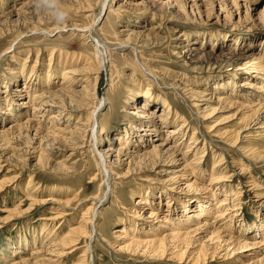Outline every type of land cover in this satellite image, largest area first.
<instances>
[{
	"label": "rangeland",
	"instance_id": "rangeland-1",
	"mask_svg": "<svg viewBox=\"0 0 264 264\" xmlns=\"http://www.w3.org/2000/svg\"><path fill=\"white\" fill-rule=\"evenodd\" d=\"M123 1L126 0H107L102 9L101 0H0V105L3 106H0V130H5L0 132L3 134H0V264L17 263L22 258L28 260L22 264H44L46 257L61 258L55 264H192L186 258L182 261L175 253L181 246L173 247L174 241H178L174 245L190 242L188 250L183 249L185 255L190 249H194L196 254L207 249L204 264H246L264 256V253L260 254L258 245L249 250L234 251L237 244L233 243L226 250V243L222 240L227 238L224 234L229 238L232 234L238 235L248 241L262 237L258 226L259 220L264 219V198L256 196L255 192L264 189V161H252L251 152L264 150V136L251 129L244 130L247 137L241 142L234 140L247 122L245 115L248 117L259 107L255 103L263 104L261 111L264 113V94L257 88L247 87L244 88L247 96L231 95L241 89L239 81L251 72L246 71L234 80L233 75L226 72H231L233 65H227L223 60H227L234 48L242 55L254 52L264 57V0H211L205 4L199 0L195 6L188 2L187 7L171 5L161 9L143 6L121 8ZM112 3L114 8L110 9ZM153 25L157 28H151ZM98 39L102 43H98ZM194 47L203 50L195 54ZM53 48L56 51L63 49L65 55L69 52L72 59L79 58L81 67L90 62L74 75L78 81L74 89H87L88 93L82 99L90 104V108L65 109L68 114L61 115L57 121L62 128L61 137L54 142L46 139L40 145V136L36 138L33 135L35 129L31 132L29 128L21 130L18 125L10 126L14 122L31 121L33 126H40L45 131L53 128V113L58 110L46 109L48 112L44 115L43 107L42 110H34L32 105L23 104L25 101L33 103L30 95H39L48 89L49 70L44 65L55 64V57L50 64ZM59 53L60 50L56 55ZM211 53L217 54L218 58L212 57ZM54 79L56 85H62L61 79ZM227 79H231L230 85L226 84ZM220 80L226 82L221 85L218 83ZM147 83L151 86L149 89ZM74 89L68 92L73 93ZM192 89L201 99L209 97L201 108L195 103L202 101L191 96ZM131 90L140 95L135 102ZM149 91L159 98L155 99L160 113L167 111L168 107L171 110L169 119L172 123L164 128L161 137L166 130L181 125L183 120L179 117L183 116L190 130L184 141L187 137L189 140L193 130L196 132L200 139L197 158H206L197 164L203 166L206 173L193 171L190 166L183 167L182 162L173 161L169 155H151L138 160L122 152L121 159L117 160V149L127 145L125 141L121 144L119 133L135 128L127 122L130 119L127 111L132 106L126 103L142 106ZM251 92L259 98L257 102L250 99ZM8 93L7 102L3 99ZM112 93L117 96L112 97ZM105 96H109L112 103L107 100L102 104ZM96 102H99L103 116H99L102 124L99 123L93 131L95 124L91 128L86 121ZM65 107L69 108V103ZM72 130L82 133L79 137L82 141L86 135L85 148L81 147L78 138H72ZM144 134L134 139L146 142L153 137ZM29 135L34 137L32 141H27ZM180 139L178 144H182L183 139ZM98 141H103L98 144L99 150L94 146ZM126 147L132 154L137 143ZM192 149L189 155L195 152L194 147ZM100 150L108 153L112 171L104 169L101 164ZM221 158L222 167L226 165L227 171L234 172L231 179L235 182L221 183L218 187L220 196L218 191L211 196L206 190L213 185L210 182L215 172L211 169ZM172 162L175 163L170 164ZM250 165L254 166L253 174H242L241 168ZM178 173L182 175L176 177ZM170 176L174 180H170ZM248 180L252 184L247 186ZM228 185L235 191L239 189L236 201L242 208L237 211L243 215H234L237 211L232 208L233 195ZM172 186L177 188L173 190ZM226 191L229 199L222 203L228 208L224 217L216 211L220 204H215L226 197ZM202 196L214 197L210 203L215 208L211 211L213 216L204 214L202 217L219 225V229H226L222 232L223 238H217L216 234L212 238L200 220L201 223H193L194 231L192 229L191 233H183L178 240H169L171 235L181 230L179 223L184 221L185 212L189 211L186 207L199 209L194 205ZM143 197L148 201L140 203ZM98 200L96 229L91 225V233H88V228L85 232H75L73 235L79 238V248L74 253L58 256L54 250L62 249L65 253L67 249L66 245L51 248L56 236L54 233L65 236L69 225H80L83 211ZM61 207L65 216L69 214L66 220L54 218L56 210ZM251 223L257 227L250 229ZM124 227L126 232L121 233L120 229ZM153 228H158L153 236L162 240L167 238L168 244L160 246L159 250L147 246L144 241ZM133 230L135 236H131ZM51 231H55L53 235ZM255 232L257 235H253ZM127 238L139 240L140 244H128L124 241ZM86 247H89V252L84 256ZM15 249L18 253L8 260L6 253Z\"/></svg>",
	"mask_w": 264,
	"mask_h": 264
},
{
	"label": "bare ground",
	"instance_id": "bare-ground-1",
	"mask_svg": "<svg viewBox=\"0 0 264 264\" xmlns=\"http://www.w3.org/2000/svg\"><path fill=\"white\" fill-rule=\"evenodd\" d=\"M148 1L149 0H131V1H127L126 0L125 2L123 1V5L120 4L121 6H119V7H121V8L123 7L124 8V7H132V6H134V8L135 7L138 8L140 6H143L144 8H147V9H149V8H157V7L159 9H161V8L169 7L171 5H175V7L176 6H178V7L179 6H184L185 7L186 6L187 7V3L188 2H193L194 3L193 4L194 6L195 5H198V3H199V0H152V2H148ZM202 1H203V4H205V2H208V1L210 2L211 0H202ZM106 2H107V0H101L100 8L103 9V7L105 6ZM156 3H158V6L156 5ZM96 5H98V4H96ZM111 8H114V4L113 3L110 5V9ZM121 8H119V11H121ZM151 28H157V26L156 25H153V27H151ZM124 30H127V29H124ZM127 35H129V34H127ZM100 42L101 41L98 39V43H100ZM59 50H60V53L56 55V53H58ZM201 50H203L201 47H194V51H196L195 54H200L202 52ZM58 51H56V48H53L52 51H51L50 64H52V62L54 60V57L56 59L55 64L53 66L52 65H50V66H45L44 65V68H47V71L49 70L48 71V73H49L48 78L49 79L47 80V85H46V87L48 89L47 90H44V93L39 92L40 93L39 95H37L38 94L37 93L36 95H33V96H31L30 95L31 93L29 92L30 93L29 94L30 96L29 95L28 96H29V98L32 97L33 103H31V101H25V102H23V104H26L27 103V104L32 105L31 107L34 110L41 109L43 107V109H44L43 110L44 115L46 114V112H48L49 109H50V111L52 110V112H53V110H58V112L53 113V120L55 121L54 122V125L52 126L53 128L52 129L50 128L47 131H45L40 126L39 127L33 126L31 121H27V122L25 121V123L24 122H22V123H20V122H14V124H12L10 126V127H12V126L18 125V128L21 129V130L24 129V128H26V129L29 128L28 130H30V131L32 129H35V133H33V135H35L36 138L38 136H40V138H38V139H40V145H43L44 140H46V139L48 141H50V142H54V141H57L55 139L61 137V134H60L61 131L60 130H62V128H60L58 126L57 121L59 120V118H60L61 115L68 114V113L65 112V109H68V110L71 111V109H74V108H76V109L79 108L80 109V107H82V106L83 107H86V106L90 105L89 103L84 102V100L82 99V98H84V94L88 93L87 92V89H85V88H82L81 90L80 89H74V86L76 84H78V81L76 82L75 81L76 79H74V75L77 74V73H80L83 70V68H82L83 66L86 68L87 67L86 63H89V65H90V62L89 61L85 62V64H82L83 66L81 67L80 66L81 63H80L79 58L73 57V59H72L70 57V55H69V52H67V55L64 54L65 52H63V49H58ZM230 52L231 53H230L229 57L226 58L227 60L224 59L223 62H226L227 61V65H233V68L231 69V72L228 71V70L226 72H228V74H230V75L232 74L234 80L238 77V75H242L246 71L251 72V73L248 76H246L245 79L239 81L238 85L241 87V89L237 91L238 93L237 92L236 93H233L232 92V94L231 93H229V94H231V95H233L235 97H239V98L240 97H243V96H247L248 95V93L246 95V91L247 90L244 89V88H247V87L257 88V90L260 93L262 92L264 94V57L262 55H259V56L258 55H255L254 52H251V53L242 55L235 48L232 51H230ZM211 56L214 57V58L215 57L218 58L217 54H215V53H211ZM102 61L103 60H101V62ZM228 61H229V63H228ZM94 70H95V68H94ZM98 70H100V69H98ZM99 74H100V72H99ZM55 77L61 79L60 83L62 85H56V79H54ZM254 77L255 78H258V79H255L254 80L253 79ZM83 80L84 79H82L81 81H83ZM227 80H228L227 82L226 81H224V82H226L227 85H230L231 84V79H227ZM53 81H55L54 82L55 83L54 86H52L53 85L52 84ZM163 81H164V79H163ZM224 82H223V80L218 81V83L221 84V85H223ZM31 84H32V82H31ZM174 84H177V83L175 82ZM146 86H147V89H149L151 87L149 83H147ZM175 87L176 86H174V88ZM22 89L23 88H21L20 90L22 91ZM73 89H74V92L73 93H69L68 92L69 90H73ZM230 89L233 90V88H230ZM130 92L133 94V102H135L136 99H138L137 97L140 98V95L138 96V92L136 90H131ZM226 92H228V91H226ZM190 93H191V96L193 98H195V99L197 98L200 101H202V103H198V101H196V103H195V104H197L199 106V108H201V105H204V104H206V102L209 101V97L205 96V97H203L201 99V97L199 95H196L195 94V92L193 91V89H192V91L190 90ZM33 94H35V93H33ZM194 94H195V96H194ZM250 94H251V95H249L250 99L256 100V102H257V99H259V98H256L255 97L256 95L253 92H251ZM8 95H9V93L4 97V99H3L4 101L5 100L6 101L8 100V98L5 99ZM111 96L112 97H116L117 95H116V93L115 94L112 93ZM225 96H227V95H225ZM219 97L220 98H224V97H221V96H219ZM103 98L104 99H102V101H101L102 104H105V102L107 100H108V102H111L112 103V100H111V98L109 96H105ZM155 98H158V97L154 96L153 94H151V91H149L148 94H147V96L145 97L144 104L142 106H140V107H136L133 102H128L127 101L126 104L129 105V106L130 105L132 106V107L128 108L129 110L127 111V116L130 117V119L128 118L127 122H129L132 125V127L134 125L135 128L134 129H128V130H125V131H121L119 133L120 134L119 139H121L120 140L121 141V144L124 141L126 142L127 145L128 144L129 145H134V144L137 143V147L133 148V149H135V151H133L134 153L130 154L131 151H129V149H130L129 147H126L127 145L125 147L120 146V148L117 149V151H119L118 154H117L118 155L117 156V160H120L121 159L122 156H120V154L122 152H125L126 154L128 153V157L129 158L138 159V160L147 159L151 155L153 157H164V156L169 155V156H171V159L173 161H175V162H177V161L182 162L183 167L190 166L191 167V170H193V171H196L198 173H206V169H204L203 166L200 167V165L197 164V162L200 163V162L206 161V158L205 157L199 156L197 158V153H199L198 152L199 151V149H198L199 146H197V144L200 142V139L198 138V135L196 134V132L193 130L192 136L187 141V139H188V137L190 135V134L188 135V131H190V130L187 127L186 119H184L183 116L182 117H179L178 116L181 120H183L181 125L173 128V130H171V129H170V131L166 130L165 134H163L164 137L163 136L161 137L162 133H164L163 132L164 128L167 127V126H169V124L172 123V120L169 119L171 110H170V107H168V110L167 111H163V112L160 113L159 110L157 109L158 106L156 107V103H158V102L156 101ZM1 100L2 99L0 98V101ZM68 103L70 105L69 108L65 107V104H68ZM98 103L99 102H96L95 105H93V106L91 105L92 107H91V111H90V117H88L87 118V121H86L87 125L89 124L90 126L91 125L93 126L95 124V127L94 128L91 126V128H93V131H95L96 128H98L99 123L102 124V120L101 121L99 120V116H103V115L100 114L101 110H100V107H98ZM115 103L118 104V102H117L116 99H115ZM175 105H177V104H175ZM255 105L256 106L259 105V107H257L256 109H254V111L250 112V114H249L248 117H246L247 115H245V120L247 122H246V124H244L243 127H241V130L238 133V135H237L236 139L234 140V142L237 141V140H240L239 142H241V140H243V138H246L247 137L246 136V133L244 134V130L247 131V130L253 129V130L257 131L258 134L261 133L264 136V121H262V119L264 118V113H263V111H261L263 104L262 103L260 104V102H259V103H255ZM1 107H3V106H1ZM29 108H30V106H29ZM57 108H59V109H57ZM88 108H90V107L88 106ZM114 108L116 109V107H114ZM46 109H48V110H46ZM1 112L5 113V110H2ZM21 115H22V113H21ZM29 118H27V119H29ZM30 120H32V119H30ZM77 120L79 121V119H77ZM176 122H177V120L174 119V123H176ZM51 124H52V122H51ZM82 125L85 126L86 124H82ZM255 126H257V128H260V129H256ZM104 128L105 127H103V129H102L103 132H104ZM1 131H5V130H0V132ZM160 131H161V133H160ZM72 132H73L72 138L73 139L78 138L77 141L79 140V144L81 145V147L82 148H85L86 145H84V144L86 143V139H85L86 138V135H83V138H84V136H85V138L82 141V140L79 139V137L82 136L81 135L82 134L81 132H78L77 130H72ZM143 134L144 135H147V136L148 135L149 136H153V137H151V138L149 137L148 139H146V142L145 141L144 142H141L140 141V138L139 139H134V137H137L138 135H143ZM1 135H3V134H1ZM20 135L21 134L19 133V136ZM94 135H96V132L94 133ZM187 135H188V137L184 141V139H185V137ZM31 136L32 135H29V136L26 137L27 141L28 140L32 141L34 139V137H31ZM147 136L145 138H147ZM176 136L178 137L177 139H175ZM180 138L183 139L182 144L181 143L178 144V140ZM51 139H52V141H51ZM133 140H135L134 143H133ZM136 140H138V141H136ZM173 140H175V143H174ZM259 140H261V138ZM91 141H93V139ZM183 142H184V144H183ZM192 142H194L193 146L191 145ZM100 143H103V141H98V142H95L94 143V146H96L98 148L97 150H99L98 144H100ZM204 143L206 145V142L205 141H204ZM181 145H183V146L185 145V147H187V148H184ZM192 147H194L195 152L193 154L189 155V153L191 152ZM207 148H209V146ZM144 149H146V150H144ZM100 151H101V153H100L99 156H101L100 158L102 159L101 160V164L104 165V169H106L108 171H112V167L109 164L111 159H109L108 153L107 154L104 153L103 150H100ZM192 151H193V149H192ZM251 157L253 158V159H251L252 161H254V160L264 161V150L262 151L260 149L258 151H252L251 152ZM203 158H204V160H203ZM175 162H172L170 164H174ZM208 163H209V161H208ZM222 164H223V162H222V158H221L218 162H216L213 165V168L211 169V172L212 171L215 172L214 173L215 175L213 174V176L211 178V181L212 182H210L213 185L211 187H207V189H206L207 191L210 192L209 194L211 196H215V193H216L215 191H218V197L220 196L219 195L220 194L219 193V188H220V185H222L221 183L224 182L223 184H226V183L235 182V179H234V181H233V179H231L235 175L234 172L227 171L228 168L226 167V165H225V167H222L223 166ZM59 167L61 169H67V168H65L63 166H59ZM253 167H254L253 165L252 166L250 165V166H248L246 168L245 167H242L241 168V170L243 171L242 174H248V173H252L253 174V171L255 170V169L253 170ZM172 172H176V171H173L172 170ZM227 172H230V173H227ZM180 175H182V174L178 173L176 175V177L177 176H180ZM214 179H216V180L214 181ZM170 180H174V179L170 176ZM226 181H229V182H226ZM105 182H106V180H105ZM173 182L176 183L177 181H173ZM169 184H171V183H169ZM251 184L252 183L250 182V183L247 184V186L248 185H251ZM108 187H110V186H108ZM227 187L230 188L229 191L233 195L232 196V199H233V207L232 208L235 211L240 210L242 208V206L241 205L239 206L240 202L238 203V201H236L237 198H239V195H240V193H239V195L237 194L239 192L238 191L239 189H236V191H235V189H233L232 186L228 185ZM28 188L31 189L30 187H28ZM176 188H177V186H172L171 189L174 190ZM238 188H241V187H238ZM224 190H225V188H224ZM225 194L224 195L226 197L225 198H222L221 200H219V203L215 204V205L220 204L219 207L217 206L216 211L219 212L221 215L223 214V216L226 214V211L228 210V208H227V205H222V203H226L227 198L229 197V192L226 191ZM255 195L258 196V197H261L263 199L264 198V189H263V191L255 192ZM147 199L145 197H143L141 200H139V202L140 203H143L144 200L147 202L148 201ZM232 199H231V201H232ZM193 200H195V199H193ZM212 201H214V197L204 196L202 199H199L198 203H196L194 205L196 208H199V209L196 210V209H192L191 206H187L186 208H188L189 211L185 212L184 221H181L179 223L180 226H181L180 227L181 230L180 231H177L176 234L174 233L173 235H171L169 237V240H171V239H174V240L177 239L178 240V239H180V237L182 236L183 233L184 234L191 233V230L193 229V223L194 224L195 223L197 224V223H201V222L203 223V225H206L205 232H207V234L211 235L212 238L215 236V234L217 235L216 236L217 238H220V239L223 238L222 232H226L227 230L226 229H219L217 227L219 225L216 226L215 223H213L212 221L211 222L208 221V218L207 217L206 218L202 217V215H204V214L212 215L213 216V213H211V211H213V209H215V208L211 207L212 204H210V203H212ZM239 201H241V200H239ZM98 202H99V200L98 201H95L93 203V205H89L86 208L87 209L86 211H83L82 215L84 217H83V219H81L80 225L79 224L78 225H75V224H71L70 223L71 225H69V232H67V234L65 236L62 235L63 233L51 231L50 234H52V233L55 232L54 233V236L56 235L55 237H53V240H54L53 241V247L50 246L51 248H55V247H58V246L64 247V245H66L65 246V249H67V250H65V253L62 252V249L54 250L58 256H60V254H71V253H74L79 248L77 245L80 243V241H79V238L78 237H74L73 234L75 232H77V231L78 232H81V231L82 232H85V228H88V233H91V232H89L91 225H93V228L92 229H96L97 223H96L95 217L97 215L98 209H96L95 207H96V205H97ZM214 203H216V202H214ZM262 204H264V200L262 201ZM66 206H68V205L66 204ZM186 208H185V211L187 210ZM63 210L64 209H62V207H61V209L56 210L57 213L54 214V218H60V219L62 218L64 220H66L68 218L67 215H69V214H67L66 215L67 217H66L64 215L65 214V211H63ZM216 214H218V213H216ZM240 214H242V213H240L239 211H237V212L234 213V215H237V216L240 215ZM87 215H89V216H87ZM195 219L197 221L198 220L199 221L198 222H195L194 221ZM200 220H201V222H200ZM221 221H222V219H221ZM259 221H260V225L258 226V233H259V236L262 235V237L260 236V239L259 240H256V241H248V240H245L243 238L238 237V235L235 236L234 234H232L230 236V238H229L227 235L224 234V236H226L227 238L222 239V240L224 241V243H226V245H225L226 250H229L230 247L233 245V243H236L237 244V247L236 248H233L232 247L234 249V251H236L238 249H242V248H243V250H249L251 248H255V246L258 245L260 254L264 253V219H261ZM246 222H248V221H246ZM232 223L233 222H231V224ZM225 224H226V222H225ZM231 224H229V225H231ZM251 226L252 227H250V229L253 228V227L254 228L257 227V225H255V223H251ZM247 228H249V227L247 226ZM230 229H231V227H230ZM120 231H121V233L122 232L124 233V231L126 232V228L124 227L123 229H120ZM157 231H158V228L151 229L150 230V233H149V237L146 236L147 238L144 239V241L146 242V245L149 246V247L154 246L155 247V250H159V247L160 246H163V245H167L168 244L166 242L167 238L164 239V240H162V238H160V237L157 238V237L153 236V235L156 234ZM193 231H194V229H193ZM132 232L133 233H131V236L132 235L135 236L134 235L135 230H133ZM44 235H45V233H44ZM91 235L92 234H90V237H91ZM253 235H257V233L255 232ZM45 239H47V238H45ZM255 239H257V238H255ZM124 241H128V244H131V245H133L135 243H136V245H137V243L140 244V242H138L139 240L136 241V240L130 239V238H127V240L124 239ZM24 242H25V239H24ZM177 242L178 241H174V242H172V244H173V247L181 246V249H178V253L175 252L176 254L179 255V257L181 259L186 258L192 264H200L201 262H203V264H204L206 262L207 258L205 257V255L207 254L206 253V250L207 249H205L204 252H200L198 254H196V252H195L194 249H190L188 255H185L184 254L185 251L183 249L188 250V247L190 246V242L183 241V242H181V244L174 245ZM8 247H9V245H8ZM48 247H49V245H48ZM227 247H229V248H227ZM165 249H166V247H165ZM17 250L18 249L11 250L9 253H6V255L8 256V260H10L13 255H16L18 253ZM20 250L21 249H19V252H20ZM85 251L86 252H85L84 256H86V253L89 252V247H86V250ZM172 252L174 253V250H172ZM184 255H185V257H184ZM22 259H20L21 261H19L17 263H13V264H22V263H25V262L28 261L27 258H25L24 260H22ZM60 259L61 258H58V259H50V258H47L46 257V258H44V261H45L44 264H55V262H57V260H60ZM184 260L185 259H183L182 261H184ZM246 264H264V256L257 257L256 259H254V260H252V261H250V262H248Z\"/></svg>",
	"mask_w": 264,
	"mask_h": 264
}]
</instances>
